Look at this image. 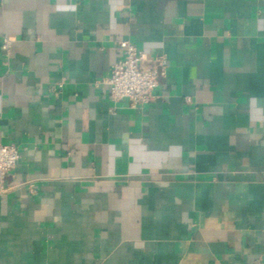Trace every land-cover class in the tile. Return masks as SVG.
<instances>
[{"label":"crops","instance_id":"1","mask_svg":"<svg viewBox=\"0 0 264 264\" xmlns=\"http://www.w3.org/2000/svg\"><path fill=\"white\" fill-rule=\"evenodd\" d=\"M0 140V264H264V0H0Z\"/></svg>","mask_w":264,"mask_h":264},{"label":"built area","instance_id":"2","mask_svg":"<svg viewBox=\"0 0 264 264\" xmlns=\"http://www.w3.org/2000/svg\"><path fill=\"white\" fill-rule=\"evenodd\" d=\"M120 57L113 63L109 77L105 80L109 97L117 102L128 100L131 107H137L153 98V90L158 77L166 74L167 60L164 56L156 58L153 66H146V55L129 40L118 42ZM10 41L2 39L1 49L8 52ZM19 159L18 147L0 140V191L4 189V177L12 171Z\"/></svg>","mask_w":264,"mask_h":264}]
</instances>
